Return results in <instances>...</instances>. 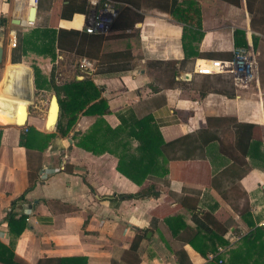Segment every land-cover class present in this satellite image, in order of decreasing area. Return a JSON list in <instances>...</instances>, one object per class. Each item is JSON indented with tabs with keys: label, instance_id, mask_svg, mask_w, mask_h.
Masks as SVG:
<instances>
[{
	"label": "crops",
	"instance_id": "crops-1",
	"mask_svg": "<svg viewBox=\"0 0 264 264\" xmlns=\"http://www.w3.org/2000/svg\"><path fill=\"white\" fill-rule=\"evenodd\" d=\"M126 1L141 20L131 30L107 34L94 62L96 67L128 60L132 68L100 73L96 67L89 74L107 99L109 113L80 115L67 135L57 134L46 147L27 137L31 128L55 132L56 125L46 127V117L47 130L39 128L30 108L24 125L15 123V115L0 113V256L5 246L20 264H59L66 257L75 258L72 264H264V0L254 12L245 0L240 5L226 0ZM64 3L41 0L32 25L27 23L28 0L0 3L5 12L0 15V45L5 48L0 82L8 64L23 63L13 62V54L21 61L38 60L47 75L55 64L58 78L68 81L88 75L80 69L64 71L65 59L78 64L82 58L72 51L56 48L52 58L29 48L17 53L9 43L12 30L18 39L37 26L85 28L86 14L60 18ZM178 8L192 15L181 19L174 12ZM75 19L78 26L67 24ZM199 22L201 35L194 31ZM236 30H241L240 43L246 41L257 55L258 78L247 87L223 74L195 70L198 62L231 57L238 46ZM145 117L166 142L192 138L189 148L175 152L182 155L173 164L177 175L142 179L132 168L133 177L119 170L117 143L132 140L131 153L139 157L140 141L132 131ZM98 123L102 126L94 132ZM239 123L258 125L263 141V155L261 149L257 155L252 151L255 157L247 155L250 168L240 177L243 155L232 147ZM90 131L95 133L89 142L94 151L77 144L80 136L74 138L76 132ZM156 155L164 163L165 155ZM152 185L158 196H122ZM196 219L215 233L204 227L206 237L195 241L205 250L217 245L216 252H208L216 259L189 241L195 231L181 221L198 231ZM248 235L254 240L245 241ZM138 237L136 263L127 253ZM0 264L13 263L0 258Z\"/></svg>",
	"mask_w": 264,
	"mask_h": 264
},
{
	"label": "trees",
	"instance_id": "trees-1",
	"mask_svg": "<svg viewBox=\"0 0 264 264\" xmlns=\"http://www.w3.org/2000/svg\"><path fill=\"white\" fill-rule=\"evenodd\" d=\"M112 1L115 2L118 13L110 28V31H126L133 29L135 27V23L141 20L142 15L138 11L133 9L131 7V4H129V2H127L126 0ZM226 1L235 5H240L242 0ZM245 1L249 12H254L257 3L260 0ZM190 4L192 5L193 3ZM38 6L41 9V0ZM91 8L92 5L90 0H66V3H64L59 15L60 18L71 20L76 13L88 15ZM196 11L198 12V10ZM174 12H176L181 19L186 20L189 19L188 17L192 15L189 13V11H185L181 8H178V10H174ZM77 16L80 17L81 15ZM76 20L77 19L67 24L78 26V22ZM2 21L3 19L0 20V23ZM200 29L201 22L197 23V28H195L194 30L195 33L201 35L202 33L200 32ZM240 33L241 30L235 31L236 44L238 45L237 47H239V45L248 47V43L246 41L240 43ZM106 35L107 34L101 32L89 33L85 28H44L37 26L31 30L30 34L25 35L23 38H18V44L15 51L18 53L19 51H21V49L23 51H26L29 48L30 50L32 49L38 54L50 55L52 58H55V50L56 48H59L72 51L80 57H86L94 61L95 59H99L101 46L103 44V41L106 39ZM27 45L29 47H27ZM12 60L13 62H22L15 54H13ZM33 67L36 88L39 91H54V94L58 96L61 110L59 119L56 124L55 132L43 133L38 131L36 128H31L29 134H27V137H29V139L33 138L34 141L39 140V142H42V145L46 147L51 139L54 138L57 134H60L62 136L67 135L69 131L74 128L80 115H97L99 117L110 112V107L107 99L102 96L101 89L97 86V84L89 74L86 75L83 79H74L71 81L61 82L57 76L55 64H53L52 70L50 71L49 75L45 74L38 65L35 64ZM96 67L97 72L110 73L128 70L132 68V62L125 60L118 62H109L106 64L96 63ZM100 118H98V120ZM101 123H98L99 128L97 127L96 129H94V132L100 130L102 126ZM136 125L138 127L134 128L135 130L132 131V133L139 138L140 142L136 150L141 152V155L137 157L136 155H134L135 153H131L132 140L121 139L117 143V148L122 151V154H120V162L118 165L119 170L133 177V174L135 173H133V171L131 170L132 168L136 172L143 174L142 179L148 176L152 178L153 176L165 178L168 175H170L171 177H173V175H177L176 173H174L173 164L175 163L176 158L181 159L182 155L176 157L175 152H177L179 148H189L188 146L191 145L189 143L192 141V138L186 136L166 142L163 140L161 134L150 126V124L148 123V117L139 120ZM94 135L95 133H92V131L85 134L76 132L74 134V138L80 136L77 144L94 151L96 149V146H92L89 143L93 141L92 139ZM25 140L24 143L26 142ZM105 146L106 145H104V147ZM232 147L234 151L236 150V148L240 150L243 155V163L245 164V168H243V171H241V173L239 172L238 177H240L243 172H246L250 168L246 160L247 155L254 156V153H252L253 150L255 151V155H257L258 149H261L260 151H262L261 153L263 155L262 129H260L258 125L252 123H239L237 131L235 132V141ZM156 153L161 156L165 155V157L163 158L164 163L158 162ZM157 166H159V169H157ZM233 169L234 168L231 167V170ZM165 181L168 180L165 179ZM159 193L160 191L156 189V186L152 185L148 188L138 191L135 194H122V196L146 198L150 196H158ZM195 222L196 227H198V231L186 225L183 220L181 221V224L182 227H185V229L191 228L195 231V233H193L189 238V241L203 255L206 256L208 255L210 249L205 250L199 247L195 240H203V238L206 237L201 232L202 228V230L206 228V233H212L213 230L207 226H204V222L202 220L196 219ZM200 233H202V235ZM212 234L214 235L215 233ZM141 238L142 237H138L136 241L134 240L131 250H129L127 253L130 255V260L136 261V263H138L140 260L138 249ZM253 238H255V236L250 237V235H248L246 236L245 241L248 240L250 242L254 240ZM221 242L223 244L227 243L225 241ZM217 248L218 246L215 245V247L211 248L210 251L216 252ZM3 251L5 252V255L0 256L2 260H6L9 263L13 264H20L14 261L15 257L13 256V252L11 249L4 246ZM8 256H11L12 258L9 260ZM73 262H75L74 257H66L60 258L59 264H72Z\"/></svg>",
	"mask_w": 264,
	"mask_h": 264
},
{
	"label": "built area",
	"instance_id": "built-area-1",
	"mask_svg": "<svg viewBox=\"0 0 264 264\" xmlns=\"http://www.w3.org/2000/svg\"><path fill=\"white\" fill-rule=\"evenodd\" d=\"M10 0H0V3H7ZM31 6H38L40 0H28ZM92 8L87 15L85 29L89 33L101 32L107 34L117 16L118 10L112 0H91ZM5 13L0 7V15ZM28 24H34L28 19ZM17 32L12 30L9 43L13 48L17 47ZM78 66L88 74L95 70V62L89 58L82 57ZM200 74H223L229 76L236 85L247 87L258 78L257 55L248 47H235L233 55L229 58H212L198 62L195 69ZM210 260L216 259V254L208 255ZM220 263L222 259L218 260Z\"/></svg>",
	"mask_w": 264,
	"mask_h": 264
},
{
	"label": "bare ground",
	"instance_id": "bare-ground-1",
	"mask_svg": "<svg viewBox=\"0 0 264 264\" xmlns=\"http://www.w3.org/2000/svg\"><path fill=\"white\" fill-rule=\"evenodd\" d=\"M33 93V80L29 67L23 63L8 64L4 78L0 82V113L15 115V122L23 123L25 119L24 108L27 104L24 97ZM56 109L51 105L46 116V127L49 129L55 122ZM49 116V120H48Z\"/></svg>",
	"mask_w": 264,
	"mask_h": 264
},
{
	"label": "rangeland",
	"instance_id": "rangeland-1",
	"mask_svg": "<svg viewBox=\"0 0 264 264\" xmlns=\"http://www.w3.org/2000/svg\"><path fill=\"white\" fill-rule=\"evenodd\" d=\"M107 34L110 35L111 31H109ZM22 62L29 67V69L32 73V77L34 79V67L33 66L35 64L38 65V63H40V62L38 60H32V59H28V60H25ZM64 62H65L64 63L65 64L64 71H67L68 69L72 70L73 68L81 70V68L78 66V64L74 63V61L71 62L69 59H65ZM45 67L46 68L51 67L50 63H47V65H45ZM61 68L62 67H60V69ZM63 74L65 75V72ZM64 78L65 77L59 76V80L61 82L68 81V80H65ZM52 94H54V91H48V92L47 91H38L35 87L33 89L32 101L30 103V110L32 111V113H34L35 117H37V125L39 126V128L46 129L44 121H45V117L47 116L46 115L47 111L51 105Z\"/></svg>",
	"mask_w": 264,
	"mask_h": 264
},
{
	"label": "water",
	"instance_id": "water-1",
	"mask_svg": "<svg viewBox=\"0 0 264 264\" xmlns=\"http://www.w3.org/2000/svg\"><path fill=\"white\" fill-rule=\"evenodd\" d=\"M37 12H38V6H31L30 8V14H29V19L30 21H33L35 22V19H36V16H37ZM4 51H5V48L3 45H0V62H2L3 60V57H4ZM32 96H33V93H31V95L28 93L24 99L25 101L27 102V104L21 106L18 104V108L19 107H22L24 108V111H25V119H24V122L23 123H18V119L16 120V124L18 125H24L26 122H27V118H28V115H29V108H30V103L32 101ZM51 102H52V105L54 103L55 105V109H56V115H55V122L53 123V125L50 127H54L56 124H57V121L59 119V115H60V103H59V99H58V96L56 94H52L51 96ZM48 120H49V116H48ZM47 124V122H46Z\"/></svg>",
	"mask_w": 264,
	"mask_h": 264
}]
</instances>
